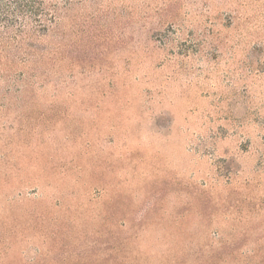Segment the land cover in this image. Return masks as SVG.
I'll list each match as a JSON object with an SVG mask.
<instances>
[{"label": "rangeland", "instance_id": "1", "mask_svg": "<svg viewBox=\"0 0 264 264\" xmlns=\"http://www.w3.org/2000/svg\"><path fill=\"white\" fill-rule=\"evenodd\" d=\"M0 264H264V0H0Z\"/></svg>", "mask_w": 264, "mask_h": 264}]
</instances>
